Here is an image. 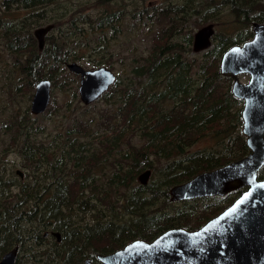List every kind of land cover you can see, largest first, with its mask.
Returning <instances> with one entry per match:
<instances>
[{"label":"rangeland","instance_id":"obj_1","mask_svg":"<svg viewBox=\"0 0 264 264\" xmlns=\"http://www.w3.org/2000/svg\"><path fill=\"white\" fill-rule=\"evenodd\" d=\"M228 1L0 0V260L20 246L21 264H84L161 230L202 227L233 204L241 192L171 197L174 186L250 153L243 104L221 64L255 33L264 3ZM111 14L112 24L101 23ZM209 25L212 46L196 52ZM47 28L41 44L37 32ZM72 63L110 69L116 81L87 104ZM42 81L51 82L50 101L35 114ZM129 195L133 220L121 215ZM52 231L61 242L38 246Z\"/></svg>","mask_w":264,"mask_h":264},{"label":"water","instance_id":"obj_2","mask_svg":"<svg viewBox=\"0 0 264 264\" xmlns=\"http://www.w3.org/2000/svg\"><path fill=\"white\" fill-rule=\"evenodd\" d=\"M42 29L37 36L43 44ZM213 26L201 28L195 36V51L211 47ZM255 39L243 48L229 50L221 64L222 73L235 80L233 93L245 100L244 133L250 149L248 156L171 189L173 201L226 196L242 192L223 213L197 231L172 229L152 242L142 240L128 244L110 256L99 257L102 264H264V25L255 26ZM72 72L81 78L82 101L90 104L104 96L116 81L105 67L88 70L72 63ZM250 77L246 85L240 77ZM51 82L37 86L33 112L42 113L50 101ZM151 174L140 177L146 183ZM17 249L6 254L0 264H16ZM87 264H92L90 261Z\"/></svg>","mask_w":264,"mask_h":264},{"label":"flooded vegetation","instance_id":"obj_3","mask_svg":"<svg viewBox=\"0 0 264 264\" xmlns=\"http://www.w3.org/2000/svg\"><path fill=\"white\" fill-rule=\"evenodd\" d=\"M2 2H3V0H1ZM241 0H239V2H240ZM261 3H264V0H259ZM228 4L230 5V6H234V7H238V5L234 2V0H229L228 1ZM240 17H241V21H243V24H253L254 23V21L252 20V18L251 17H247V16H242L243 15V13H241L240 12ZM261 19H262V23H260L259 25H264V15L263 16H261ZM255 26V25H254ZM253 29H254V27H253ZM214 34V33H213ZM213 36V35H212ZM212 36H211V38H210V42H211V46H212ZM255 33H252L251 34V36L249 37V38H247L246 39V41H244V42H240L239 44H236V45H234L233 47H231V48H229L226 52H225V54L229 51V50H231L232 48H235V47H240V48H243L247 43H250V42H252L254 39H255ZM210 48V47H209ZM225 54H224V56H225ZM224 56H223V58H224ZM246 79H248V82H246V83H244V84H248L249 82H250V77L248 76H246ZM234 94V93H233ZM235 97L237 98V99H239L241 102H242V104H243V108H242V110H241V113H240V117H241V120L243 121V128H242V131L244 132V118H243V112H244V109H245V105H246V102H245V100L244 99H242V98H238L236 95H235ZM245 134V133H244ZM246 135V134H245ZM247 136V135H246ZM247 146H248V144H247ZM249 148V147H248ZM250 150V149H249ZM249 154V153H248ZM248 154L246 155V156H248ZM245 156V157H246ZM230 164V163H229ZM228 165V164H227ZM264 169V168H263ZM263 169L261 170V172L263 171ZM261 172H260V178H261ZM241 192V191H240ZM242 194V192L240 193V195ZM213 197H222V196H213ZM207 198H212V197H207ZM207 198H201V199H207ZM195 200H200V199H195ZM220 200H224L223 201V203H225V202H227V199H220ZM193 201V200H192ZM181 202H184V201H181ZM231 205H229V207H230ZM228 207V208H229ZM227 209V208H226ZM226 209H224L222 212H219L215 217H217L218 215H220L221 213H223ZM215 217H213V218H215ZM212 218V219H213ZM211 220V219H210ZM209 220V221H210ZM208 221V222H209ZM204 226V225H203ZM202 226V227H203ZM201 227H199V228H197V229H187V231H197V230H199ZM177 229H179V228H177ZM169 230H172V229H169ZM169 230H167V231H169ZM184 230H186V229H184ZM166 231V232H167ZM40 233V232H39ZM165 233V232H164ZM163 233V234H164ZM162 234H160L158 237H160ZM49 237H52V238H54V237H57V241H58V243H60L61 242V237H60V233H58V232H56V231H52V232H50V233H48V232H46L45 234H44V236H43V234H42V236H40V239L38 238L37 240H36V243H37V245L38 246H41V247H43L44 245H46L47 243H45V241H46V239L47 238H49ZM158 237H155L154 239H152L151 241H146V240H143V239H134V240H132L131 242H129V243H127V244H123L124 246L122 247V248H120V249H118V250H116V251H114V252H112L111 254H114V253H116V252H118V251H120V250H122L123 248H125L128 244H131V243H133V242H135V241H138V240H142V241H145V242H152V241H154L155 239H157ZM14 249H17V259H16V264H21V262H20V256H19V252H20V250H21V247L20 246H15V247H13L12 249H10V250H8V251H6L5 252V255L6 254H8L9 252H11V251H13ZM111 254H104V253H100V254H96V253H94V254H91V255H89V256H87L86 257V264H87V262H91V263H93V264H97V262L99 261L100 262V264H102L101 263V261L99 260V257L101 256V255H103V256H107V255H111ZM4 255V256H5ZM3 256V257H4ZM3 257H2V259H3ZM40 257H42V256H40ZM89 257V258H88ZM1 259V260H2ZM0 260V261H1ZM26 261V260H25ZM81 261H83V259H81ZM84 263V264H85ZM34 264H41V262L39 261V259L36 261V262H34Z\"/></svg>","mask_w":264,"mask_h":264},{"label":"trees","instance_id":"obj_4","mask_svg":"<svg viewBox=\"0 0 264 264\" xmlns=\"http://www.w3.org/2000/svg\"><path fill=\"white\" fill-rule=\"evenodd\" d=\"M112 16H113V14H111V15H108L107 17H105L102 21H101V23H110V24H112V22H111V18H112ZM114 25H113V29H114ZM230 103V102H229ZM226 104H227V101L225 102V104H223V105H221L220 107V111H221V113H224L226 110H225V107H226ZM230 105H231V108H234V106L230 103ZM213 116H215V115H213ZM225 165H227V164H224V165H214V166H212L211 168H209L208 170H205V171H203V172H209L210 170L212 171V170H215V169H217V168H220V167H223V166H225ZM203 172H201V173H203ZM201 173H199V174H201ZM198 174V175H199ZM189 181V180H188ZM42 185V184H41ZM239 193L240 192H236L234 195L235 196H238L239 195ZM130 195H132V194H130ZM130 195L128 196V203H127V207H126V209L128 210L127 212H122V217H126V216H128L129 217V220H133L134 218H135V216H133V214H136V215H138V211L139 210H137L138 208H133L132 210H129L128 209V207L131 205V201H130ZM122 209V208H121ZM120 209V210H121ZM108 212H110V211H108ZM118 213H120V212H118ZM127 213H129V214H127ZM133 213V214H132ZM110 222H111V220H110ZM113 228H107L108 230H111V231H113V232H118V230H119V228L116 226V225H111ZM170 226H173V225H170ZM166 228V227H165ZM164 230V229H163ZM167 230H169V229H167ZM167 230H165V231H160V234H163L164 232H166ZM105 233H107V231L105 232ZM110 233V232H109ZM159 234V235H160ZM158 235V236H159ZM104 237V236H103ZM38 238H36V240H37ZM125 240V238L124 239H122V240H116V239H113V238H111L110 240H109V242H110V244H112V243H117V241L118 242H121V241H124ZM124 243H122L121 245H119V247H118V245H116V249H114V250H112V251H108V252H105L104 254H111L113 251H116V250H118L122 245H123ZM80 262H81V259H77V260H75V263H77V264H80Z\"/></svg>","mask_w":264,"mask_h":264},{"label":"bare ground","instance_id":"obj_5","mask_svg":"<svg viewBox=\"0 0 264 264\" xmlns=\"http://www.w3.org/2000/svg\"><path fill=\"white\" fill-rule=\"evenodd\" d=\"M107 256H110V255H107ZM105 257V256H104ZM93 264V263H92Z\"/></svg>","mask_w":264,"mask_h":264}]
</instances>
